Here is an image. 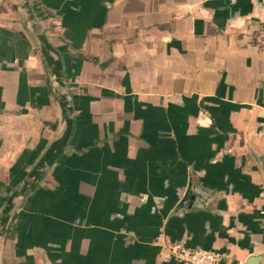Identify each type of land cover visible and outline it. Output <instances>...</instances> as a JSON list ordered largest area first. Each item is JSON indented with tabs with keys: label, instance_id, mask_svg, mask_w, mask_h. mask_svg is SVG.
<instances>
[{
	"label": "crops",
	"instance_id": "obj_1",
	"mask_svg": "<svg viewBox=\"0 0 264 264\" xmlns=\"http://www.w3.org/2000/svg\"><path fill=\"white\" fill-rule=\"evenodd\" d=\"M20 0H0V214L63 130ZM73 125L0 264H264V0H28Z\"/></svg>",
	"mask_w": 264,
	"mask_h": 264
},
{
	"label": "water",
	"instance_id": "obj_2",
	"mask_svg": "<svg viewBox=\"0 0 264 264\" xmlns=\"http://www.w3.org/2000/svg\"><path fill=\"white\" fill-rule=\"evenodd\" d=\"M19 6L25 9L26 18L25 22L30 27L31 31L35 33V38L38 42V46L41 54L45 60L47 67L53 76L56 83V101L61 109V120L64 124L61 133L55 137L44 152L40 155L32 168L27 172L26 177L23 179L21 185L13 189V191L6 198L3 208L0 214V237L3 236L8 228L10 218L15 210L17 200L24 198L31 189L40 181L45 175L46 170L51 167L55 160L62 153L65 148L72 130V107L69 104L67 94L64 91L65 81L62 68V62L57 49L50 43L44 33L39 31L34 20V14L28 3V0H20Z\"/></svg>",
	"mask_w": 264,
	"mask_h": 264
},
{
	"label": "built area",
	"instance_id": "obj_3",
	"mask_svg": "<svg viewBox=\"0 0 264 264\" xmlns=\"http://www.w3.org/2000/svg\"><path fill=\"white\" fill-rule=\"evenodd\" d=\"M173 253L188 264H219L222 259V253L199 247H177Z\"/></svg>",
	"mask_w": 264,
	"mask_h": 264
}]
</instances>
